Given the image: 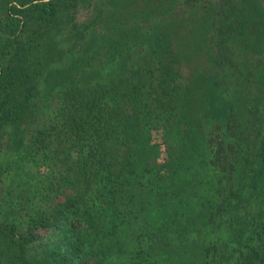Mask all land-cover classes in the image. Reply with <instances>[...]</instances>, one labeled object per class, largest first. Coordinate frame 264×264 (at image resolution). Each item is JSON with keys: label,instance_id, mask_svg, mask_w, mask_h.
I'll list each match as a JSON object with an SVG mask.
<instances>
[{"label": "trees", "instance_id": "obj_1", "mask_svg": "<svg viewBox=\"0 0 264 264\" xmlns=\"http://www.w3.org/2000/svg\"><path fill=\"white\" fill-rule=\"evenodd\" d=\"M262 37L264 0H0V264H264Z\"/></svg>", "mask_w": 264, "mask_h": 264}, {"label": "rangeland", "instance_id": "obj_2", "mask_svg": "<svg viewBox=\"0 0 264 264\" xmlns=\"http://www.w3.org/2000/svg\"><path fill=\"white\" fill-rule=\"evenodd\" d=\"M198 4H201V2H199ZM205 12H207V11H205ZM86 14H87V12H86V8H80L79 9V11H78V17L80 18V19H83L85 16H86ZM257 45H259V47H258V49H260L261 51H257V52H263L264 53V51L261 49V47L262 46H264V37H262L260 40L258 39L257 40V44H256V46ZM256 52V53H257ZM263 55V54H262ZM264 58V57H263ZM50 108L52 109V105H50V106H48V107H46L45 108V113H43V116H41L39 119H37L36 121H35V124H33V126H38V125H40L43 121H45L46 119H48L49 117H48V114H49V116H50V114H51V112H50ZM33 129V128H32ZM32 129H30V131L32 130ZM29 131V132H30ZM29 135V134H28ZM14 152H16L15 150H11L10 149V147L8 146V144H7V141H6V138H5V140H1V142H0V162H6V161H9L10 159H12L13 158V156H14ZM8 158V160H6ZM199 158H200V156H199ZM14 161V160H13ZM183 167H185V168H188L187 167V165L184 163V165H183V163H182V165H181V168H183ZM17 206V205H16ZM15 206V207H16ZM4 215H0V220H1V218L3 217V219L4 218H6V219H4L3 221H4V223H5V221L7 220V217L9 218V217H16V216H18V218L19 217H21V215L19 214V210L17 211V212H13V211H11V215H5L6 213H3ZM13 214V215H12ZM15 214V215H14ZM17 219V218H16ZM34 233L35 234H38V235H40L41 237H42V239H43V242H44V244H46L47 242H49V238H53L52 236H51V232H50V230H48V229H38V228H36V229H34Z\"/></svg>", "mask_w": 264, "mask_h": 264}]
</instances>
